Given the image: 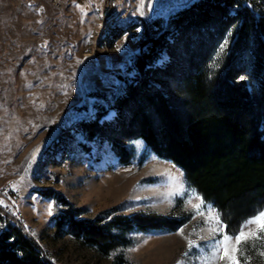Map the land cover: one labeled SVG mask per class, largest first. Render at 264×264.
I'll list each match as a JSON object with an SVG mask.
<instances>
[{"label":"rangeland","instance_id":"rangeland-1","mask_svg":"<svg viewBox=\"0 0 264 264\" xmlns=\"http://www.w3.org/2000/svg\"><path fill=\"white\" fill-rule=\"evenodd\" d=\"M192 1L125 0L119 14L127 7L130 17L113 27H138L111 39L89 0H0V191L20 193L21 223L49 264H118L119 259L123 264H202L214 240L220 239L219 233L209 231L208 218L194 210L199 200L193 197L201 196L185 185L182 172L170 162L134 140L136 158L144 155L141 164H119L104 142L87 140L74 128L77 122L92 120L97 105L104 108L99 122L113 124L117 112L88 93L103 91L108 98L116 93L118 76L134 75L140 24L166 20ZM149 28L153 34L161 30ZM167 59L163 51L153 66ZM155 84L165 94L171 92L170 85ZM114 137L125 144L122 136ZM45 189L82 209V218L118 207L120 214L152 213L184 223L172 232H132L128 246L100 257L68 234L55 235L53 217L63 207L38 193ZM5 207L0 199V208ZM6 221L0 216V231ZM187 240L193 242L191 249ZM250 245L245 251L251 264H264Z\"/></svg>","mask_w":264,"mask_h":264},{"label":"trees","instance_id":"trees-1","mask_svg":"<svg viewBox=\"0 0 264 264\" xmlns=\"http://www.w3.org/2000/svg\"><path fill=\"white\" fill-rule=\"evenodd\" d=\"M140 26L133 77L118 76L121 85L109 98L103 91L88 93L107 101L117 118L111 125L100 123L104 108L97 105L94 118L74 128L87 140L104 142L122 165L141 164L144 155L137 159L131 144L141 140L216 208L226 232L237 233L264 210V0H195L166 20ZM149 26L161 30L153 34ZM137 27H113L109 37L118 39ZM163 51L167 61L153 66ZM155 83L170 85L171 92L165 94ZM117 135L125 144L114 140ZM38 193L63 207L53 217L55 235L68 234L100 257L128 246L132 232H172L184 223L152 213L120 214L118 207L82 218V209L59 192ZM0 216L8 220L1 208ZM0 264L49 263L34 238L6 221L0 231Z\"/></svg>","mask_w":264,"mask_h":264},{"label":"snow or ice","instance_id":"snow-or-ice-1","mask_svg":"<svg viewBox=\"0 0 264 264\" xmlns=\"http://www.w3.org/2000/svg\"><path fill=\"white\" fill-rule=\"evenodd\" d=\"M193 198L199 200V203L193 206L196 214L205 215L210 225L209 231L214 235L220 234V239L214 240L212 244L211 254L202 258V264H218V262L241 264V257H243V264H251L245 251V245L249 242H251L250 247L258 250L259 256L264 258V210L258 211L255 216L246 220L239 232L229 234L225 231L226 225L220 219V213L211 205H205L199 196ZM245 229L249 230L245 231ZM179 234L183 235L182 231ZM187 243L190 249L194 246L191 240H187Z\"/></svg>","mask_w":264,"mask_h":264},{"label":"built area","instance_id":"built-area-1","mask_svg":"<svg viewBox=\"0 0 264 264\" xmlns=\"http://www.w3.org/2000/svg\"><path fill=\"white\" fill-rule=\"evenodd\" d=\"M124 1L125 0H89V2L92 3V6L95 11L98 13L102 24L104 23V17H130L131 13L127 7H125V14H121L120 16H112V9L116 8V4H123ZM104 26H109V24H104ZM18 194L20 193L16 190L5 189L0 191V199L6 204V210L4 211H6V213L8 214L9 222L16 223L17 225L23 227L24 230H26L25 227L22 226L20 220V214L18 209ZM28 234H30L29 231Z\"/></svg>","mask_w":264,"mask_h":264},{"label":"bare ground","instance_id":"bare-ground-1","mask_svg":"<svg viewBox=\"0 0 264 264\" xmlns=\"http://www.w3.org/2000/svg\"><path fill=\"white\" fill-rule=\"evenodd\" d=\"M119 6H120V4H116V8L112 9V16H120L121 15V14H119L120 13L119 8H118ZM123 14H125V12H123ZM122 19L123 18L104 17V24H109V26H103V29H104L103 31L105 33H109L111 31L113 25L118 24ZM19 200H20V194H18V204H19ZM23 226L25 227V224H23Z\"/></svg>","mask_w":264,"mask_h":264},{"label":"water","instance_id":"water-1","mask_svg":"<svg viewBox=\"0 0 264 264\" xmlns=\"http://www.w3.org/2000/svg\"><path fill=\"white\" fill-rule=\"evenodd\" d=\"M139 54V49H137L136 51H135V55H138Z\"/></svg>","mask_w":264,"mask_h":264}]
</instances>
